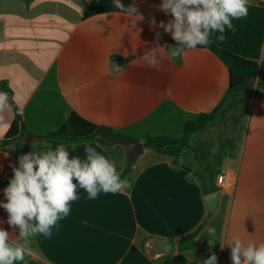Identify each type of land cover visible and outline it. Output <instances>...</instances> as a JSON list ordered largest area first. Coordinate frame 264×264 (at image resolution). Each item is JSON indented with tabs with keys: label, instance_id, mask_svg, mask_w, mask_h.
<instances>
[{
	"label": "crops",
	"instance_id": "crops-1",
	"mask_svg": "<svg viewBox=\"0 0 264 264\" xmlns=\"http://www.w3.org/2000/svg\"><path fill=\"white\" fill-rule=\"evenodd\" d=\"M91 1L0 0V84L11 88L12 101L30 133L59 130L75 112L142 143L147 135L182 138L186 121L211 113L223 101L229 70L210 50H188L176 60L165 56L157 69L140 59L157 39L161 46L172 40L159 27L173 18L159 10L162 0H131L144 17L137 22L139 36L131 28L135 17L124 13L86 19ZM153 18L155 28L150 24ZM249 93L250 104L241 114L242 133L238 140L233 138V150L220 174H226L232 186L219 189L215 183L220 198L211 217L198 178L204 161L196 163L195 152L185 148L175 166L170 156L145 148L137 157L129 188L116 194L101 192L96 199L78 189V199L52 229L51 238L33 237L35 255L16 264H178L177 254L187 259L186 264H203L213 253L218 264H232L230 247L221 248V243L233 237L245 245L264 243V95L253 90L239 99ZM15 117L11 104L0 121V139ZM204 133L193 135L192 146L210 142L203 139ZM30 142L29 153L57 146ZM78 145L74 152L69 148L70 155L83 159L84 143ZM92 146L113 161L118 172L125 169L126 153L119 147ZM218 147L214 145L213 152ZM13 148H0V202H7L5 182L13 174L11 166H16ZM7 217L0 207V228L17 239L19 229L13 232ZM204 222L196 246L180 251L179 240ZM209 227L216 229L214 237ZM158 238L174 240L177 253L156 255L149 241Z\"/></svg>",
	"mask_w": 264,
	"mask_h": 264
},
{
	"label": "clouds",
	"instance_id": "clouds-1",
	"mask_svg": "<svg viewBox=\"0 0 264 264\" xmlns=\"http://www.w3.org/2000/svg\"><path fill=\"white\" fill-rule=\"evenodd\" d=\"M112 3L127 17H135L131 19V28H135L139 36L142 29L137 27V22L144 17L138 7L134 4L126 7L121 0H112ZM248 9L249 0H162L159 10L173 18L167 23L161 21L159 27L170 33L176 43L174 46H161L157 39L155 46L146 50L140 59L147 67L157 69L165 56L182 58L186 50L211 44L215 33H219L215 37L216 42L223 43L226 30L235 32L233 20L246 17ZM150 24L156 27L155 18ZM10 108L8 94L0 92V121ZM82 143L83 159L70 155L69 148L76 151L77 143L69 146L61 143L54 150L23 154L18 157V167L11 166L14 175L4 189L7 202H0V207L8 213L7 223L13 232L19 229L17 239L21 242L0 228V264H16L34 256L32 238L37 235L51 238L52 229L69 215L71 203L78 199V189H83L89 199H96L101 192L116 194L131 186L127 177L121 178L115 163L92 146L93 142ZM207 232L210 236L216 235L215 228L209 227ZM208 244L214 246L212 240H208ZM225 245L231 249L232 264H264V243L245 245L239 237H233L227 243H221V248ZM203 264H218L215 253Z\"/></svg>",
	"mask_w": 264,
	"mask_h": 264
},
{
	"label": "trees",
	"instance_id": "trees-1",
	"mask_svg": "<svg viewBox=\"0 0 264 264\" xmlns=\"http://www.w3.org/2000/svg\"><path fill=\"white\" fill-rule=\"evenodd\" d=\"M31 1L25 0L26 3H30ZM121 2L126 7L132 5L131 0H121ZM116 12H119V10L113 7L112 0H92L85 18ZM233 25L235 32L226 30V39L223 43L216 42L215 37L219 33H215L211 37L213 41L211 44L197 46V48H204L213 52L229 70L230 84L223 101L211 113H202L196 119L186 121L182 138H172L166 135H147L143 140L145 148L162 155L170 156L175 166L180 164L182 151L185 148L192 149L195 152L196 163L202 159L206 165L201 173H198V178L204 193L207 195L218 191L215 183L217 177L222 172L224 159L233 150L235 140L229 138L225 142L221 141L216 152H213L214 145L212 142H198L196 146H192L191 139L193 135L204 133L217 120L226 119L228 114H230L235 127L241 126L242 121L238 113L241 111V105L249 106L252 94L249 93V95L239 99L240 95L248 91L252 92L253 90L259 96L264 95V62H261L264 49V1L258 5L249 4L247 16L239 20H233ZM175 43L172 39L168 46H174ZM0 92L8 94L16 115L15 121L8 133L3 139H0V148L7 149L10 146L14 147L12 152L17 167L18 157L29 153L30 139H34V141L41 144L51 143L56 145L61 143L64 145L81 144L82 142L91 141L107 146H117L124 151L123 147L104 141L103 135L130 138L106 126L98 127L75 112L69 115L65 125L61 129L54 130L46 135H34L27 130L23 116L18 114L21 113V110L12 101L13 93L7 83L0 84ZM130 139L134 142H140L139 140ZM136 160L137 157L132 162L126 163L125 169L120 172L121 178L127 177L131 181ZM13 175L14 173L7 177L5 182L6 187ZM205 222L195 231L183 236L179 240L180 251L190 250L196 246V238ZM175 261L178 264L187 263V259L180 254L175 255Z\"/></svg>",
	"mask_w": 264,
	"mask_h": 264
},
{
	"label": "water",
	"instance_id": "water-1",
	"mask_svg": "<svg viewBox=\"0 0 264 264\" xmlns=\"http://www.w3.org/2000/svg\"><path fill=\"white\" fill-rule=\"evenodd\" d=\"M103 140L123 147L126 153L127 162H132L145 150L142 142H134L130 138L126 137L103 135ZM219 198L220 195L218 192L206 196L205 200L209 209V217H211L217 210ZM149 246L153 249L156 255L159 256L176 254L178 249L177 243L174 240H163L159 238L150 240Z\"/></svg>",
	"mask_w": 264,
	"mask_h": 264
},
{
	"label": "rangeland",
	"instance_id": "rangeland-1",
	"mask_svg": "<svg viewBox=\"0 0 264 264\" xmlns=\"http://www.w3.org/2000/svg\"><path fill=\"white\" fill-rule=\"evenodd\" d=\"M246 105H241V111L238 115L241 117V114L245 111ZM242 131L241 126L235 127L234 122L230 114L226 116L224 120H217L216 123L210 126L205 133L203 134L204 140H209L213 145L218 147L219 140H225L229 138H234L238 140Z\"/></svg>",
	"mask_w": 264,
	"mask_h": 264
},
{
	"label": "built area",
	"instance_id": "built-area-1",
	"mask_svg": "<svg viewBox=\"0 0 264 264\" xmlns=\"http://www.w3.org/2000/svg\"><path fill=\"white\" fill-rule=\"evenodd\" d=\"M216 183L219 189H224L232 186V181L226 174L218 176Z\"/></svg>",
	"mask_w": 264,
	"mask_h": 264
}]
</instances>
